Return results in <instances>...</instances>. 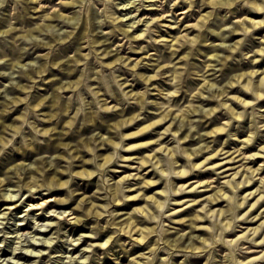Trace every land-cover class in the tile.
<instances>
[{
  "label": "rangeland",
  "instance_id": "1",
  "mask_svg": "<svg viewBox=\"0 0 264 264\" xmlns=\"http://www.w3.org/2000/svg\"><path fill=\"white\" fill-rule=\"evenodd\" d=\"M66 1L70 0H5L0 7V135L4 136V141H0V178L4 179L0 194L12 190L14 199L21 197L7 201L0 196V264H243L245 261L247 264H264V157L245 159L243 153L234 161L226 162L228 159L224 156L227 154H221L214 159V162L226 163L221 168H195L184 178H179L176 172L181 167L189 169L193 161L203 160L220 147L230 152L242 148L246 154L260 151L264 155V101L256 98L252 88L245 93L243 84L236 83L235 87L228 84V79L238 72L264 70V24L253 25L251 21H264V8L253 12L255 9L249 0H231V4L227 1L214 4L209 0H137L136 6L131 5H134L132 0H113L111 3L106 0ZM256 1L264 4V0ZM58 9L63 14L75 16L76 29L68 19L50 16ZM91 13L96 17L93 19L90 15L88 20ZM141 16L149 23L136 22L130 32L143 31V35L129 37L122 28L129 27L128 23ZM239 18H244L250 31L232 30L239 24ZM26 19L29 21L22 23ZM90 20H94L98 30L109 37L107 43L117 47L124 57L130 56L127 62H118L115 66L107 64L114 52L102 53L104 45L93 42L92 37L99 34H79L81 28L90 26ZM47 24L51 25L48 27ZM39 26L44 29L39 30ZM6 29L10 30L1 31ZM73 29L71 38L83 36L79 53L82 60L76 63L72 59V71L67 75L62 65L49 66L50 57L46 53L62 54L63 60L74 56L77 43L63 50V43L54 40L55 34L63 35ZM30 30H35L36 35L28 34ZM223 32L225 34L221 36ZM184 34L187 36L176 40ZM40 40H52L53 45H43L38 42ZM237 41L240 43L231 51L229 45ZM216 53H220L219 57H214ZM19 58L26 65H15ZM141 58L143 61L136 67L129 63ZM41 62L48 64L47 70L42 76L30 79L25 69L33 71V65ZM141 73L156 76L146 81ZM259 77L261 75L255 79ZM60 79L79 82L76 88L63 90L57 88ZM19 81L27 84V88L20 90L14 84ZM209 83H215L213 89L227 85L228 95L224 99L228 98L227 102L241 113L240 118L233 117L222 105V97L207 87ZM261 85L264 92V83ZM127 90L140 92L142 99L131 98L125 93ZM53 91L56 96L51 98ZM234 95L251 100L252 105L244 106L229 98ZM13 96L20 100L5 108L4 101ZM45 96L43 104L35 107V103ZM212 106L216 111L206 118L201 117ZM196 107L199 109L193 111ZM50 110L54 116L48 119L46 114ZM166 112H170L168 119L171 116L183 119L186 122L184 128L194 135L181 142L171 133L159 138L160 131L170 122L134 133ZM137 113L140 116L133 124L113 127L115 120ZM67 120L70 121L68 126L65 125ZM3 121L14 123L15 129L5 128ZM227 122L224 133L215 136L207 133ZM108 124L112 125L111 129ZM52 126L56 127L53 133L44 130ZM64 126L61 139L78 146L77 157L72 156L74 151L68 145L57 143L59 137L54 132ZM96 135L105 139L112 135L123 149L135 146L122 150L107 143L104 148L89 150L84 146V139L89 138L94 145ZM148 141L152 142L141 145ZM207 143L208 149L197 157H188L185 147L198 148ZM162 144L171 147L176 156L158 150ZM100 152L115 153L114 163L106 169L99 164ZM153 153L156 155L154 161L143 164L142 160ZM120 154L125 158H119ZM43 159L53 160V165L63 171L58 176L69 180V185L61 192H55L47 184L45 174L52 167L37 170V165L43 167ZM157 159L159 164L154 165ZM11 164H26L31 169H21L23 173L19 175L9 169ZM241 166H263L252 179V187L226 184L225 180L232 177L228 175ZM83 167L96 172L92 177L75 174L74 171ZM224 169L226 171L222 172ZM257 178H263V181ZM117 180L120 205L115 204L110 193L114 187L112 183ZM196 180H209L211 185H202L196 192L173 194L176 185ZM28 181L36 183L30 190ZM258 187L259 194L255 198L254 194L249 196L242 205L243 195ZM218 189L224 191L226 197L212 203L208 195ZM81 193L103 205L100 207L103 213L86 215L85 210H79L75 215L81 216L82 220L76 222L75 218H48L51 213L64 210L63 207L47 210L31 209L27 205L33 202L28 199L30 195L42 194L46 198L68 197L73 207ZM258 197L252 212H262L263 216L252 221L241 219L249 209L247 204ZM191 199L197 201L184 203ZM12 203L19 207L7 208ZM52 209L57 211H50ZM41 212L43 216H40ZM129 215L135 220L132 225L136 224L141 230H128ZM191 222L196 227L191 228ZM23 224L28 225L22 229ZM250 227L255 230L245 233ZM173 233H192L200 248L177 250L166 242ZM251 258H255V262L249 263Z\"/></svg>",
  "mask_w": 264,
  "mask_h": 264
},
{
  "label": "bare ground",
  "instance_id": "2",
  "mask_svg": "<svg viewBox=\"0 0 264 264\" xmlns=\"http://www.w3.org/2000/svg\"><path fill=\"white\" fill-rule=\"evenodd\" d=\"M77 1L78 0H70V1H66V3H71V2L72 3H76ZM209 1H210V3H214V4L215 3H220V2L224 3V2L227 1V2H229V4H231V0H209ZM249 2L251 4V6L255 9V10H253L251 8L253 10V12L261 11L264 8V4L258 3L256 0H249ZM131 5L132 6H136L137 4L134 3V5L133 4H131ZM39 6H40V4H39ZM36 7L37 6H35V8ZM135 10H137V9H135ZM90 15H91V18H93V19L96 17V15L94 13H91V14L88 15V20L90 19ZM139 15H142V12ZM50 16L64 17V19L65 18L68 19V21L71 22V24L74 25V27H75L74 29H76V27H77L76 26L77 22L74 21V19H75L74 15L63 14V12L59 11V9H58V10H54V12L52 14H50ZM142 20L144 21L142 24L149 23L148 19L143 18V16H141L139 19L135 18L134 20H132L130 23H128L129 27L122 28V30L125 31L127 33V35L129 37H131V38H137L139 36H142L143 35V31L142 32H135V33L134 32H132V33L130 32V27L134 26V24L136 22H140V21L142 22ZM28 21H29V19H26V20H23L22 23L28 22ZM251 21H252L253 25L264 24V21H258V20H251ZM238 23L239 24H236V25H234L232 27L233 31H236L239 28H241L243 31H245V33H247L248 31L251 30L250 28H248V25H246L244 18H239ZM50 25L51 24H47L48 27ZM85 27H87V29ZM85 27L83 29L81 28V31H80L79 34L82 35V34L85 33V35H89V36L92 35L93 33L99 34L98 36L94 35L92 37H94L93 38V42L102 43V45H104V52H102V53L110 54L112 51L114 52L112 54V57H111L112 60L107 62V64L115 66L116 63H118V62H122V61L127 62L130 59V56L124 57L122 54H120V52L118 51V48L113 46V44L107 43V41L109 40V37L104 32H101L100 30H98V26L96 25V22L94 20H90V26L88 27V25H87ZM37 28L39 30H41V29L43 30L44 29V27H42V26H39ZM74 29L71 30L70 32L64 33L63 35L55 34V39H54L55 41L58 40L59 44L63 43V45L61 46V48H63V50L68 49L73 43H77V45H76V53H75L74 56L63 60L61 58V56H60L62 54L58 55L59 53H54V54L51 55L50 51L48 53H46V56L48 55V57H50L49 66H50V64L52 66L57 65V64L60 65V66L62 65L63 69L66 70L67 75L68 74L70 75V73L72 71L71 60L74 59L76 61V63H78V62H80L82 60L80 55H79V53L81 51L80 39H82L83 36H77V38H73V37L71 38L72 33H74ZM9 30L10 29L1 30V31L8 32ZM34 32H35V30H30L28 34L32 33V35H36V34H34ZM89 32H91L92 34H89ZM223 34H225V33L223 32L221 34V36ZM186 36H187V34H184L181 37H176V40L180 41V38L186 37ZM69 38H71V39H69ZM224 38H225V36H224ZM38 42L42 43L43 45H47L49 47H52V45H53L52 40H49V41H41L40 40ZM238 43H240V41L235 42L233 45H229V46H231L230 47L231 51H234L237 48ZM171 45L173 46L174 43L173 44L171 43ZM258 53L260 54V51H258ZM219 54L220 53L214 54V57H219ZM86 56L87 55H85V57ZM142 61H143V59L141 58V59H136V61L130 60L129 63H131L133 67L134 66L136 67ZM19 64H22L23 66L26 65V63H23V61L20 58L17 59L15 65H19ZM47 68H48V64H46L45 62H41L39 64L33 65V71H30L29 69H25V74L28 77H30V79H35V77H37V76H42L44 74V71L47 70ZM263 73H264V70L259 71L258 69H252L248 73L246 71H243V72H240V73L238 72L236 75L234 74L233 77L228 79V84L231 87H235L236 83L243 84L244 85L243 88L245 90V93H248L249 89L252 88V92L253 91L255 92L256 98H260L262 101H264V92L261 91V89H262V85L261 84L264 83V75H262ZM260 75H261V77L255 79L257 76H260ZM141 76L143 77L144 80L149 81L150 79H152L156 75L155 74H153V75H145L144 73H141ZM78 82L79 81H76V79H71V80H68L67 82H64V81H62L60 79L57 88L63 89V90L71 89L73 87L76 88ZM124 82L125 81L121 82L120 84L123 85ZM256 82H258V83H256ZM14 84L16 86H18L20 88V90H24V89L27 88V84H23L20 81L17 82V83H14ZM214 84L215 83H211V84L209 83L207 85V87L209 89H212V91L214 92L215 95H217L218 97H220V96L222 97L221 98L223 100L222 101V105L224 107H227L228 110H230V112H232L233 117L240 118L241 117V113L238 110H236L234 107H232L230 103L227 102L228 98L224 99L228 95V93H226V86L227 85L225 87L221 86L220 89H218V88L217 89H213ZM131 90H127V91H125V93L128 94L131 98L136 97L138 99H142V96H141L140 92H133ZM95 92L98 93V91H95ZM4 94H5V92H4ZM55 96H56V93H55V91H53V93L51 94V98L52 97L54 98ZM45 98H47V96L42 97L39 101H37L35 103V107L43 104ZM229 98H232L233 101L239 102V103H241L244 106H251L252 105V101L251 100H247V99L241 97L240 95H234V96H231ZM19 100H20V98H18V96H13L12 98L8 97V99H6L4 101V107L6 108L10 103H17ZM104 103H106V102H104ZM105 106L108 107V108L110 107L108 105H105ZM114 106L115 105H113L112 107H114ZM40 109H42V108H40ZM198 109L199 108L196 107V108L193 109V111H197ZM215 111H216V107L212 106L210 109L206 110L203 113V115H201V117L204 116L206 118V117H208L209 115H211ZM46 115L48 116V119H51L54 116V112L50 110V111L47 112ZM169 115H170V112L164 113L162 117H160V118H158V119H156V120H154V121L142 126L139 129V131H135L134 133L141 132V131H143L145 129H149L150 127H155V126L157 127V125L160 124V123H164L165 124L167 122H170L167 126L164 127V129L162 131H160V137L159 138H164L165 134L171 133L174 136H177L178 137L177 140L181 142L182 140L186 141V139H188L192 135H194L193 132L190 129H188L187 127L184 128V125H186V122L183 121V119L182 120L176 119L177 116H171V118L168 119ZM139 116H140V113L131 114V115H128V116H123L122 118H120L118 120H115L112 125H113V127L119 128V127H123L124 125L133 124V121L136 120ZM228 123L229 122L224 123L223 125H220V126H217V127H213L211 129H209L207 131V133H211L212 134V135L210 134L211 136H215V135L224 133L227 130L226 126L228 125ZM69 124H70V121L67 120L65 125L68 126ZM3 125H4L5 128L10 126V127H14V129H15V127H16V125L14 123L7 124V123L4 122ZM112 125L108 124V129H111ZM65 128L66 127L64 126V129L58 130L57 132H54V133H57L58 137H59V139H58L59 141L57 143L61 144V145L62 144L68 145L69 149L74 151L72 153V156L73 157H77L79 155L78 146L76 145L74 147V145L71 144V142H64L61 139V136L64 134ZM55 129H56V127L52 126L51 128H46L44 130L50 131V132L53 133V131ZM197 133H199V132L197 131ZM201 134H200V136H203ZM105 138H104V136H101V135L97 136L96 135L94 137V140H93L94 141V145L91 144L92 142H91V140L89 138H86V139H84V146H86L89 150H93V151H96L97 148H100V149L104 148L103 146L106 145L107 143L113 144L117 148H121L122 150H130L131 148H133V146H135V145H129L127 147V149H123L124 146H119V143L112 137V135H109V137L107 139H105ZM0 141L1 142L4 141L3 134L0 135ZM156 141H157V139H156ZM151 142L152 141H148V142L143 143L141 145L144 146V145L150 144ZM199 142H201V141H199ZM202 142H203V140H202ZM207 144H205L203 146L199 145L200 147H198V148L197 147L193 148L192 146H190L192 148L185 147V150H186V153H187L188 157L190 159L192 157H197L199 154H201V152L204 149H208L210 147L209 144L208 145ZM185 145H187V144H185ZM241 149L242 148H238V149L230 152L229 150H225V147H220L216 151L210 153L208 156H206V157L204 156L205 158L203 160H201V161H193L191 163V166H190L189 169H187L185 167L178 168L176 170V172L178 174L177 176L179 178L187 177V176L190 175L191 171L193 169H195V168L199 169V170L202 169L203 167H206L207 170H209V168L210 169L211 168H221L226 163H223L222 161L214 162V159L215 158H219L221 154H227L226 156H224V158L228 159L226 162H228V161L230 162L231 160L234 161L235 158H237L238 156H240L243 153L244 154H243L242 158H245V159L254 158L255 156L264 157L263 152L259 151L257 153H253V154H246V152L242 151ZM262 149L264 151V148H262ZM158 150L163 151V152L166 151L165 153H170L172 156L173 155L176 156L175 155L176 153L173 152V149L171 147H169L168 145H166V144H162L159 147ZM98 156H101V161L99 162L100 166L104 167L105 169L108 168L110 165H112L114 163L115 159H116V156H115L114 152L112 154L111 153L104 154L103 152H100L98 154ZM118 157L119 158L120 157L125 158L123 154H120ZM154 158H156V155L154 153L153 154H149L148 155V159H143L142 163L146 164L148 162L154 161ZM42 161L44 163L43 167H40L39 165H37L36 166L37 170L42 171V170H45V168H47V167L48 168L52 167L50 172L45 174L46 179L48 181L47 184L49 185V187L52 188V190H54L55 192H61L62 190H64V188H66V185H69V180L68 179L64 180V179H62L61 176H58V173L60 171L61 172H63V171L60 170L58 166L53 165V160L43 159ZM175 161H177V160H175ZM153 164L154 165H158L159 164L158 159ZM8 167H9V169L13 170V172H15V173H17L19 175H21L23 173L21 171V169H25V170L31 169V166H26V164H24L23 166H21L20 164H13V165L11 164V166H8ZM262 167L263 166H260V167H257V168H251V167L241 166L236 171L230 173L228 176H232V177L226 179L225 182H226V184L228 183L229 185H231L233 187H235V186H237L239 188L248 187V186L252 187L253 186L251 184L252 179H254V177L260 173L259 171H260V169ZM245 169H246L247 172H244ZM225 171H226V169H224L222 172H225ZM248 171H250V174H248ZM74 172H75V174H77L78 176H81V177H92L95 174L96 170L89 169L87 167H83V168L78 169V170H76ZM240 172H241V174H240V176H238ZM241 176H243L242 177L243 179L238 180L237 178L241 177ZM110 180H111V178H110ZM3 181H4V179L0 178V185H1V183ZM261 181H263V178H262ZM116 182H118V180L114 181L112 183V185L114 187H113V190L110 193H111V196L113 197V200L115 201V204H117V205L119 204L120 205L121 202H120V199L118 198L119 193H118V188L116 187V184H115ZM254 182H255V180H254ZM26 184L28 186V189L30 190L34 186V184H36V183L33 182V181H28ZM42 185L43 184L41 183L40 186H42ZM202 185H211V181H209V180H196L195 182H192L190 184L183 183L181 185H176L174 187V189H173L174 190L173 194H178V191H182V192H196V191H198V188L200 186H202ZM258 190H259V187L256 188V189H253V190H251L249 192H246L245 195H243V197H242L243 200L241 201V204L242 205L245 204L247 202V199L249 198V196H251L253 194H254L253 198H255V196L257 194H259V193H257ZM11 191L12 190H10V192H6L5 191L4 193L0 194V196H3L4 199L7 200V201H16V200L21 198L20 197L18 199H14L15 195ZM221 191H222L221 189L220 190L218 189L213 194L208 195L209 201H211L212 203H215V202L221 201L223 197H226V193L224 191L223 192H221ZM37 193H40V191H38ZM28 199L33 201V202L27 204V205L31 206V207H29L31 209H39V208L46 209L47 208V210H49L52 207H57V208L58 207H63L64 208V210H62V211H59V212H56V213H51L48 216V218H50V219H53V218L62 219L64 217L65 220H72L73 218H75L76 222L82 220L81 216L75 215V213L77 211L85 210L86 215L94 214L96 216H99V215H101L103 213L100 207H104L101 204L95 203L92 200L90 195H86V194H83V193L79 194L76 197V199H75L76 200V204L73 207L70 206L71 204H70V201H69L68 197H59V198L55 197V198H53V196H51V197H47L46 198V196H44L42 194H40L37 197H35L34 194H32V195H30L28 197ZM259 199H260V197H258V199L256 201H254L252 203L250 202V203L247 204V206H249V209L244 213V215L241 217V219H245L247 221H252L255 218L259 219V218H261V216H263V215H261L262 212H258L256 214H253V212H252L255 209L256 204H257ZM191 201L195 202L197 200L196 199L186 200L184 203H191ZM7 203H10V202H7ZM175 203H178V201L175 202ZM159 206L160 207H164V204L162 205V204L159 203ZM204 206H206V205H204ZM18 207L19 206L14 204V203L9 204L7 206V208H18ZM69 207L71 208V210L69 209L70 211L68 210ZM220 210H221V212L223 211L222 209H220ZM50 211H57V210L56 209H52ZM66 212H68V213H66ZM144 214L147 215L146 213H144ZM43 215H44V213L41 212L40 216H43ZM121 215H123V214H120L119 216H121ZM132 218L133 217L131 215H129L128 218H127V228H128V230L129 231H132L133 229L141 230L142 228L138 227L136 224L132 225L133 222L135 221ZM26 225H28V224H23L21 228L22 229L25 228ZM190 227L194 228V227H196V224L194 222H191L190 223ZM151 230H153V227L151 228ZM231 230H232V228H231ZM251 230H255V227L248 228L247 231H245V233L246 232H251ZM252 233H254V231H252ZM181 234L182 235H178V234H174L173 233L172 236H168L167 237L166 242H168L170 245H172V247L178 248L177 250H184V249L186 250L187 249V250H191V251H196V250H198L200 248L199 245L197 244V242L194 241L195 237L193 236L192 233L191 234L187 233L188 235H185L183 233H181ZM197 237L201 238V240L202 239L204 240V238L203 237H199V235ZM261 242H263V241H261ZM46 243H47V241H46ZM254 260H255V258H251V259L248 260V262L249 263L250 262H255ZM243 264H247V261L243 262Z\"/></svg>",
  "mask_w": 264,
  "mask_h": 264
},
{
  "label": "clouds",
  "instance_id": "3",
  "mask_svg": "<svg viewBox=\"0 0 264 264\" xmlns=\"http://www.w3.org/2000/svg\"><path fill=\"white\" fill-rule=\"evenodd\" d=\"M88 2H90V0H88ZM107 3H111L113 2V0H106ZM178 2V0H177ZM132 3H137V0H132ZM5 4V0H0V7H2ZM127 6H131V5H127Z\"/></svg>",
  "mask_w": 264,
  "mask_h": 264
}]
</instances>
